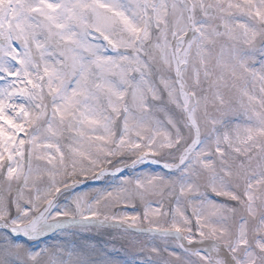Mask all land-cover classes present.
<instances>
[{
  "label": "snow or ice",
  "instance_id": "snow-or-ice-1",
  "mask_svg": "<svg viewBox=\"0 0 264 264\" xmlns=\"http://www.w3.org/2000/svg\"><path fill=\"white\" fill-rule=\"evenodd\" d=\"M0 264H264V0H0Z\"/></svg>",
  "mask_w": 264,
  "mask_h": 264
}]
</instances>
